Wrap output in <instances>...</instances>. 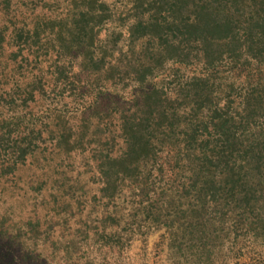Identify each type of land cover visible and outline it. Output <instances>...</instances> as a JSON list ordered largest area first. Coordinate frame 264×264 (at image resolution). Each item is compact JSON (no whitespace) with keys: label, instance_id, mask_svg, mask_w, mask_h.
I'll list each match as a JSON object with an SVG mask.
<instances>
[{"label":"rangeland","instance_id":"rangeland-1","mask_svg":"<svg viewBox=\"0 0 264 264\" xmlns=\"http://www.w3.org/2000/svg\"><path fill=\"white\" fill-rule=\"evenodd\" d=\"M159 6L0 0V264H207L178 261L168 224L205 202L264 215V0ZM102 55L121 67L104 92ZM17 77L44 90L20 113L26 141L5 105ZM253 242L215 264H264Z\"/></svg>","mask_w":264,"mask_h":264},{"label":"trees","instance_id":"trees-1","mask_svg":"<svg viewBox=\"0 0 264 264\" xmlns=\"http://www.w3.org/2000/svg\"><path fill=\"white\" fill-rule=\"evenodd\" d=\"M166 1L167 0H151L153 4L160 5L159 7L164 6ZM172 5H177V0H172ZM81 14L83 13L81 12ZM196 22L200 24L201 17L195 16L192 24L195 25ZM211 39H213L212 36ZM16 43L18 42L16 41ZM15 56L16 54L14 53L10 55V57ZM105 58L106 57L102 55L99 61L94 64H92L91 62L89 66L90 72H94L95 75L93 77V80H97L93 81L97 84L95 86V89L101 90V92H104V90H102V83L100 82L101 78L103 80H106L107 77H110L109 74L119 70V68L121 69L119 65L111 63L110 61H106ZM39 70L40 68H34V72L30 74L33 77L32 83L38 82L37 85H39L41 79ZM60 70L61 69L59 68L58 71ZM1 73L2 72H0V77L3 78L4 76ZM26 73L29 74V72ZM120 73L121 72H119L118 75H120ZM96 74H98V76ZM24 75L25 72L23 71H21L19 74V76ZM174 76H177L176 72H174ZM18 77L15 80H8V82H4L12 85L13 92L16 89V95H14L12 92L10 96L6 98L5 102L7 103L5 105L8 106L7 109L11 108L14 112V117L17 119V121H14V125L19 128V134H21L20 138L26 141L25 138L28 135V130H22L19 127V124H28V122H21L26 119V116L25 114H23V117L20 118V113H29L31 111L29 110L30 105L34 101L38 100V98H40V95H44L42 94L44 90H40L41 88H38V86H35V88H29V86L31 85L30 81L26 82L25 85H21V83L17 80ZM205 77V72H201V74L198 75V79ZM179 79L180 81L175 84L176 87L185 88L186 86L190 85L189 82H183L184 79L182 76L179 77ZM35 89H39V92ZM76 93L78 95H88L86 91H76ZM97 96L98 91L93 96L94 100L89 102V104L87 105V107L92 109L91 111H97L102 107L100 103L101 99L98 100ZM195 101H197L196 98ZM193 104L200 106V104L197 102H194ZM170 107L175 106L172 104L170 105ZM120 109L121 105L116 101L112 110L118 111ZM55 110L59 111L62 109L58 107L52 108V112H54ZM54 113L57 115V111H55ZM54 118L57 120V124H53L54 126L51 129H59L58 125L63 127L64 123L59 118V115L54 116ZM60 122H62V124H60ZM44 123V128L42 130H44L48 125L47 122ZM42 130L39 129L38 131L41 133ZM60 134L64 135L65 137H70L71 133L69 134L68 131H61ZM24 145L25 147H28V144ZM144 193L146 195V199H148V201H151V198H149L151 195L148 192ZM146 199L143 200V202H145ZM145 203L148 204V202ZM141 204L142 203H138V206ZM153 205H155L156 207H161L164 204L154 202ZM150 209L151 208L149 207L145 208V214L148 216V218L150 217L151 219L159 220L160 216L158 214H154ZM185 215L186 214H183V216ZM168 230L171 232L170 245L177 253V256L179 258L178 261H183V263H189L188 261H192L191 263H195V261L199 260L207 264H215L217 259L215 257H219V255L221 256V253L226 254L232 253L235 250L240 251L242 245L252 246L253 243L255 244V242L253 241H256L258 242V244L261 243L264 246V215H254L253 213H248L246 209H241V207L232 205L230 203H226V206L219 207L217 204L211 205L210 203L205 202L199 208V212H197L196 210L192 215H189L188 219H185L182 223L175 225L174 222H171L170 224H168ZM101 235L106 240L111 239L114 242L115 240L120 241L122 239V234H118L116 233V231L111 232L103 230L101 232ZM240 255H242V253L238 252L237 256Z\"/></svg>","mask_w":264,"mask_h":264}]
</instances>
